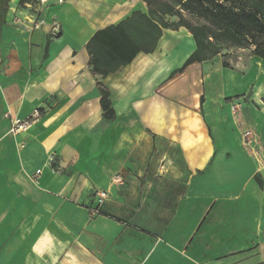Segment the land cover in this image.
<instances>
[{"label": "crops", "instance_id": "0c3cea01", "mask_svg": "<svg viewBox=\"0 0 264 264\" xmlns=\"http://www.w3.org/2000/svg\"><path fill=\"white\" fill-rule=\"evenodd\" d=\"M37 1L32 13L12 0L0 25V264H264V73L229 71L219 53L174 73L195 50L182 26L94 73V33L146 4ZM34 108L40 120L9 134L4 114Z\"/></svg>", "mask_w": 264, "mask_h": 264}, {"label": "trees", "instance_id": "16d2710c", "mask_svg": "<svg viewBox=\"0 0 264 264\" xmlns=\"http://www.w3.org/2000/svg\"><path fill=\"white\" fill-rule=\"evenodd\" d=\"M12 0H0V25ZM25 0H19L23 3ZM147 13L134 11L116 25L94 33L86 44L92 72L105 73L132 60L137 52H151L163 28L184 27L195 42V50L186 58L180 72L193 61H204L226 47L247 49L250 55L264 60V0H141ZM167 16H175L169 21ZM99 42L101 50L114 64L111 69L98 68L93 45ZM100 50V47H99ZM94 54V55H93ZM101 64V63H100ZM223 66L228 67L226 63ZM96 85L101 94L100 105L104 118L114 115L109 93L100 81Z\"/></svg>", "mask_w": 264, "mask_h": 264}, {"label": "rangeland", "instance_id": "374dc122", "mask_svg": "<svg viewBox=\"0 0 264 264\" xmlns=\"http://www.w3.org/2000/svg\"><path fill=\"white\" fill-rule=\"evenodd\" d=\"M88 1V0H87ZM37 0H25L23 3H19V0H15L12 5H15L17 10L26 11L29 10L32 13H36V8L38 7ZM72 2H67L64 4L66 6L71 5ZM82 12L84 14L89 13V9L91 6L80 5ZM219 58L222 60V63H226L229 67V71L236 70H250L251 73L254 71L258 73H264V60L257 59L254 56H250V53L247 49H240L236 47H226L221 50L219 55L213 59V61H218ZM225 72H228L226 70ZM224 72V73H225ZM229 73V72H228ZM238 82H234L233 80H229L226 82V87L230 90H233L240 86Z\"/></svg>", "mask_w": 264, "mask_h": 264}, {"label": "built area", "instance_id": "2783aa9c", "mask_svg": "<svg viewBox=\"0 0 264 264\" xmlns=\"http://www.w3.org/2000/svg\"><path fill=\"white\" fill-rule=\"evenodd\" d=\"M61 1V0H59ZM39 23L35 24L34 27H38ZM53 31L57 33L58 25L53 23ZM242 106V101L235 100L231 102L230 108L235 111L238 110ZM4 117L9 122L8 133L11 135H16L20 133H25L29 131L39 120L41 117L40 110L38 108H34L27 116L19 118V117H11L8 113L4 114ZM252 132L250 130H245L242 133L243 144L246 146H250L253 141L250 139ZM39 173V170H36L35 174ZM107 198V192L103 189H97L93 193L92 205L89 207V211L91 215H96L99 213L100 206Z\"/></svg>", "mask_w": 264, "mask_h": 264}]
</instances>
